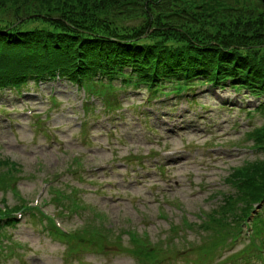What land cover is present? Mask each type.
<instances>
[{
	"label": "rangeland",
	"instance_id": "1",
	"mask_svg": "<svg viewBox=\"0 0 264 264\" xmlns=\"http://www.w3.org/2000/svg\"><path fill=\"white\" fill-rule=\"evenodd\" d=\"M5 17L11 18L10 10L0 8V18ZM21 21H29L25 27L47 26L32 16ZM120 80L113 79L115 88L104 93H99L101 83L92 81L90 95L60 78L0 90V157L21 165L7 203L22 196L32 204L39 197L50 214L60 206L57 213L69 215L60 219L70 231L90 225L110 232L105 241H73V251L66 240L47 235L40 222L22 215L15 227L5 229L16 244L9 254L4 250L0 264H155L129 254L127 231L137 233L141 245L150 243L148 249L156 245L163 264H231L227 257L243 249L245 238L232 247L208 249L204 241L210 232L191 229L189 223L201 225L204 212L220 203L221 192L229 191L225 177L233 166L262 156L245 133L263 121L262 113L252 110L259 99L227 83L224 89L196 83L190 87L196 101H186L178 93L155 94L145 85ZM16 94L30 100L54 129L24 116ZM116 96L121 103L114 101ZM4 115L13 121L5 122ZM109 127L113 130L107 132ZM55 131L51 143L47 138L55 137ZM166 149L173 152L168 158ZM166 160L173 174L169 181L163 177L170 168ZM84 170L91 171L83 176ZM77 187L81 191H72ZM172 243L176 247L168 251Z\"/></svg>",
	"mask_w": 264,
	"mask_h": 264
},
{
	"label": "trees",
	"instance_id": "2",
	"mask_svg": "<svg viewBox=\"0 0 264 264\" xmlns=\"http://www.w3.org/2000/svg\"><path fill=\"white\" fill-rule=\"evenodd\" d=\"M0 8L9 9L11 15L0 18V88L56 75L88 85L99 75L108 79L121 75L129 76L123 82L148 86L175 80L180 91L199 78L212 84L230 80L264 100L261 0H0ZM29 16L47 26L25 27L29 21L21 20ZM255 109L264 112V101ZM247 134L263 156L231 168L225 178L231 190L197 227L222 241L237 239L253 205L264 200V121ZM19 173L18 163L0 157L2 196L11 180H19ZM2 204L0 240L4 225L13 221L11 211L22 207L33 220H45L51 234L57 233L52 222L24 198L13 206ZM263 223L260 218L259 225ZM257 229L260 235L263 228ZM129 238L126 250L132 256H143L145 261L156 257L154 250L139 244L136 235L129 233ZM252 248L258 253L254 240L244 251Z\"/></svg>",
	"mask_w": 264,
	"mask_h": 264
},
{
	"label": "water",
	"instance_id": "3",
	"mask_svg": "<svg viewBox=\"0 0 264 264\" xmlns=\"http://www.w3.org/2000/svg\"><path fill=\"white\" fill-rule=\"evenodd\" d=\"M262 2L264 3V0H262Z\"/></svg>",
	"mask_w": 264,
	"mask_h": 264
}]
</instances>
